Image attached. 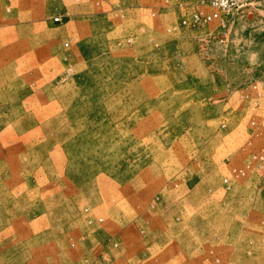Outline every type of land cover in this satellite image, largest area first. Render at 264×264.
Returning <instances> with one entry per match:
<instances>
[{
    "label": "rangeland",
    "instance_id": "1",
    "mask_svg": "<svg viewBox=\"0 0 264 264\" xmlns=\"http://www.w3.org/2000/svg\"><path fill=\"white\" fill-rule=\"evenodd\" d=\"M196 2L0 0V264H264V7Z\"/></svg>",
    "mask_w": 264,
    "mask_h": 264
},
{
    "label": "built area",
    "instance_id": "2",
    "mask_svg": "<svg viewBox=\"0 0 264 264\" xmlns=\"http://www.w3.org/2000/svg\"><path fill=\"white\" fill-rule=\"evenodd\" d=\"M255 5L264 7V0H197L189 15L184 16L179 23L168 30H177L180 27L200 28L213 22H218L221 28L230 27L240 11ZM51 19L52 22L61 24L66 19V15L57 12ZM259 75V83L264 86V53L259 65Z\"/></svg>",
    "mask_w": 264,
    "mask_h": 264
}]
</instances>
